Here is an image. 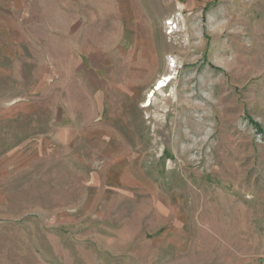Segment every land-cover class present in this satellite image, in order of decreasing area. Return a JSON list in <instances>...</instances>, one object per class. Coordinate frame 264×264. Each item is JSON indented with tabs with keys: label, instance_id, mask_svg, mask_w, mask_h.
I'll list each match as a JSON object with an SVG mask.
<instances>
[{
	"label": "rangeland",
	"instance_id": "rangeland-1",
	"mask_svg": "<svg viewBox=\"0 0 264 264\" xmlns=\"http://www.w3.org/2000/svg\"><path fill=\"white\" fill-rule=\"evenodd\" d=\"M90 1L79 121L0 85V264H264V0Z\"/></svg>",
	"mask_w": 264,
	"mask_h": 264
},
{
	"label": "crops",
	"instance_id": "crops-1",
	"mask_svg": "<svg viewBox=\"0 0 264 264\" xmlns=\"http://www.w3.org/2000/svg\"><path fill=\"white\" fill-rule=\"evenodd\" d=\"M94 5L93 1L86 4V18L80 21L79 0H0V85L6 84L11 92L37 91L39 96H46L52 90L65 92L63 100L59 96L54 98L56 122L79 121L71 109L72 96H76L79 89V60L91 63L99 58H110L108 49L119 41L105 32L104 44L96 45ZM141 10L148 9L141 7ZM125 22L124 18L121 35L126 34ZM80 33L86 36L81 47ZM83 70L101 78V69ZM62 76L65 77L63 85ZM4 89L0 87L1 91ZM24 97L23 103H30V96ZM18 100L12 98V106ZM60 108H69L63 111L72 113L59 114ZM87 139L84 144L89 149ZM90 149V153L92 150L94 153V148ZM104 154L99 156L102 161L77 158L78 167L87 170L106 167L109 159Z\"/></svg>",
	"mask_w": 264,
	"mask_h": 264
},
{
	"label": "bare ground",
	"instance_id": "bare-ground-1",
	"mask_svg": "<svg viewBox=\"0 0 264 264\" xmlns=\"http://www.w3.org/2000/svg\"><path fill=\"white\" fill-rule=\"evenodd\" d=\"M171 21L167 23V25H171ZM172 32H170L169 34H171ZM172 77L171 75H166L164 76L162 79L158 80L157 83L155 84L156 88L152 91L151 95L149 96V102L148 104H146L145 106H150L151 104V98L153 97V95L155 94V92L160 91L162 88L166 87L167 84L171 81Z\"/></svg>",
	"mask_w": 264,
	"mask_h": 264
},
{
	"label": "built area",
	"instance_id": "built-area-1",
	"mask_svg": "<svg viewBox=\"0 0 264 264\" xmlns=\"http://www.w3.org/2000/svg\"><path fill=\"white\" fill-rule=\"evenodd\" d=\"M169 21H171V20H169ZM169 21H168V22H169ZM172 25H174V24H172ZM167 26L169 27L170 31H172L171 28H170V26H169V25H167ZM170 31H169V32H170ZM169 32H168V34H169Z\"/></svg>",
	"mask_w": 264,
	"mask_h": 264
}]
</instances>
